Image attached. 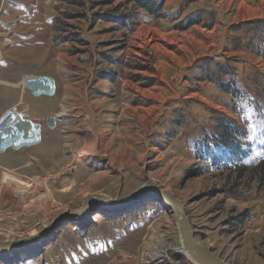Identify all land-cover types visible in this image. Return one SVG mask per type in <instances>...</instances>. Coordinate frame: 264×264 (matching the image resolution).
Listing matches in <instances>:
<instances>
[{
    "label": "rangeland",
    "instance_id": "1",
    "mask_svg": "<svg viewBox=\"0 0 264 264\" xmlns=\"http://www.w3.org/2000/svg\"><path fill=\"white\" fill-rule=\"evenodd\" d=\"M153 2L0 0V81L19 84L0 83V114L19 104L0 125L39 130L37 145L0 154V243L23 241L0 264H197L153 186L182 203L214 257L264 264V0ZM30 78L54 95L33 96ZM223 117L247 156L214 165Z\"/></svg>",
    "mask_w": 264,
    "mask_h": 264
},
{
    "label": "water",
    "instance_id": "2",
    "mask_svg": "<svg viewBox=\"0 0 264 264\" xmlns=\"http://www.w3.org/2000/svg\"><path fill=\"white\" fill-rule=\"evenodd\" d=\"M145 188H141L137 190L132 196L127 200L130 201L132 198L137 196L141 193ZM152 191L156 193L158 198L165 202L169 209L171 210L172 214L174 215L175 221L177 223L178 231L181 237V242L185 243V247L187 250L192 254L193 259L197 264H225L224 262L220 261L216 257H214L208 250L204 249L199 243H197L194 239V235L189 224L188 218L185 214L184 207L182 203L173 195V193L160 189L159 187L153 186ZM92 200L88 198L87 201L82 206V211L87 208V205L90 203L89 201ZM126 203V202H125ZM67 215H64L57 220H55L50 226L44 228L39 233L30 236L26 239V242H34L41 238H43L47 233L51 230L59 226ZM23 243L22 242H13L10 244L0 243V250H3L10 246H15Z\"/></svg>",
    "mask_w": 264,
    "mask_h": 264
},
{
    "label": "bare ground",
    "instance_id": "3",
    "mask_svg": "<svg viewBox=\"0 0 264 264\" xmlns=\"http://www.w3.org/2000/svg\"><path fill=\"white\" fill-rule=\"evenodd\" d=\"M136 54L137 55H140L139 52L136 51ZM27 79H23L22 81V84L25 85L27 84L26 81ZM51 86V85H50ZM52 88V86H51ZM14 111V110H13ZM64 113V111L62 112ZM18 116V113L16 114ZM17 116L15 117V120H17ZM10 122H7L5 123L4 125H0V135H7V136H10V137H14L16 139V143L17 145H30L32 144L35 140L36 142L38 141V132L39 130H35L36 127L32 126V125H29L28 128H25L27 127L26 124H24L22 122V124H15L14 126L12 125H9ZM19 126V127H18ZM24 128L25 129V132L24 130L22 129ZM26 130H30L29 132H26ZM9 131V132H8ZM23 132L25 133V135L23 134ZM3 133V134H2ZM27 135V136H26ZM38 135V136H37ZM1 138V136H0ZM9 140V139H8ZM7 140V141H8ZM6 141V142H7ZM93 146V142L90 144V146L88 147V149H91ZM89 151V150H88ZM73 154H75V158H80V157H83V156H87V155H90L88 152H87V148H84V149H79L76 145L73 146ZM45 156V155H44ZM47 156V155H46ZM50 158V157H49ZM42 161H45V158H41ZM53 159V158H52ZM52 161V160H51ZM52 166H54V162H51ZM58 167V165H57ZM32 184H27L29 186V188H32L33 191L32 193L34 192V190L36 188H38V184L40 185V181L37 180V179H33L32 181ZM1 183L2 184H13L14 188L19 190L18 192V195H25L26 193H23V189L20 188L22 185H25V184H21L20 182H18L12 175L8 174V173H4L1 177ZM31 193H27V195H30ZM50 192L49 191H45V197H50ZM165 203V202H164ZM166 204V203H165ZM167 205V204H166ZM161 249L162 247H158L156 249V251L154 252V254H152V258H158L162 255V252L161 253ZM180 249L181 251H184L183 254L186 255V257L188 259H191L195 262V260L193 259V256L192 254L187 250V248L185 247V243L182 241L181 244H180Z\"/></svg>",
    "mask_w": 264,
    "mask_h": 264
},
{
    "label": "trees",
    "instance_id": "4",
    "mask_svg": "<svg viewBox=\"0 0 264 264\" xmlns=\"http://www.w3.org/2000/svg\"><path fill=\"white\" fill-rule=\"evenodd\" d=\"M153 1L154 0H136V2L140 4V7L145 10L149 9L150 3H154ZM232 93L233 92L231 91V94ZM217 124L219 130L221 131V134L218 135L220 144L226 149L225 151L219 152L218 155H215L209 148L208 156H210V161L212 162V164L221 165V163L225 160H229L232 162L234 160H242L243 158H245L247 156V152H245L239 142L240 137L243 134L242 129L227 117H223V119L220 121L218 120ZM234 164L237 165L238 163L233 162L232 165Z\"/></svg>",
    "mask_w": 264,
    "mask_h": 264
},
{
    "label": "built area",
    "instance_id": "5",
    "mask_svg": "<svg viewBox=\"0 0 264 264\" xmlns=\"http://www.w3.org/2000/svg\"><path fill=\"white\" fill-rule=\"evenodd\" d=\"M28 82H33L31 86H29L31 93L33 96L40 97V96H49L52 97L54 95L52 83L47 78H30L27 79ZM51 85V86H50ZM26 118V117H25ZM0 154L5 153L8 150H19L22 147H25V145H17L16 139L10 136H7L5 134L0 135ZM9 139V140H8ZM8 140V141H7ZM7 141V142H6ZM39 143V136L38 141L36 140L27 146H35Z\"/></svg>",
    "mask_w": 264,
    "mask_h": 264
},
{
    "label": "crops",
    "instance_id": "6",
    "mask_svg": "<svg viewBox=\"0 0 264 264\" xmlns=\"http://www.w3.org/2000/svg\"><path fill=\"white\" fill-rule=\"evenodd\" d=\"M23 81V80H22ZM22 81H21V83L20 84H22ZM0 83H3V84H5L6 86H8L10 89H12V90H16L17 89V87H18V85L19 84H15V83H8V82H3V81H0ZM23 85V84H22ZM23 86H26L27 87V85L25 84V85H23ZM29 86H31V84L29 85ZM29 86H28V88H29ZM30 89V88H29ZM19 91V90H18ZM18 101H15V102H13L11 105H10V107H8L7 109H5L3 112H1V114H0V117L2 116V114L5 112V111H7L9 108H11V107H13L16 103H17ZM19 104H17L16 106H18ZM16 106L15 107H13L14 109L16 108ZM13 108H12V110H13ZM17 114V113H16ZM15 114V116H17ZM19 114H23V113H19ZM25 117H26V119H24L25 121H27V122H29V123H32V121L34 122H38V121H40V117H38V116H35V115H30V114H26L25 115ZM25 117H23V118H25ZM28 119V120H27ZM32 124H36L38 127H39V124L38 123H32ZM41 142V141H40ZM44 156V155H43Z\"/></svg>",
    "mask_w": 264,
    "mask_h": 264
}]
</instances>
